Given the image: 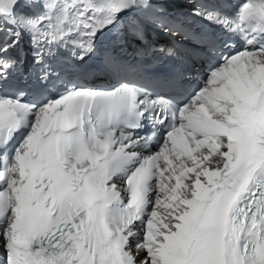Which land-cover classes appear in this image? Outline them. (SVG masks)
I'll return each instance as SVG.
<instances>
[{
    "label": "snow or ice",
    "instance_id": "6c2138e0",
    "mask_svg": "<svg viewBox=\"0 0 264 264\" xmlns=\"http://www.w3.org/2000/svg\"><path fill=\"white\" fill-rule=\"evenodd\" d=\"M186 2L0 0V264H264V0Z\"/></svg>",
    "mask_w": 264,
    "mask_h": 264
}]
</instances>
